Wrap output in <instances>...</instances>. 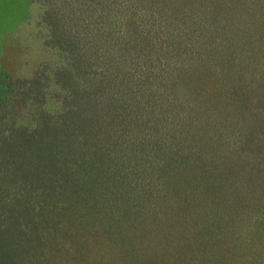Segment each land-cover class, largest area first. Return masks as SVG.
Returning a JSON list of instances; mask_svg holds the SVG:
<instances>
[{
    "label": "rangeland",
    "instance_id": "obj_1",
    "mask_svg": "<svg viewBox=\"0 0 264 264\" xmlns=\"http://www.w3.org/2000/svg\"><path fill=\"white\" fill-rule=\"evenodd\" d=\"M227 2L236 40L229 37L228 43L235 41L232 49L237 57L232 59L237 66L229 76V65L217 61V56L231 61L227 49L215 46V56L206 57L199 47L204 43L182 25L188 21L192 30L207 31L212 22L220 21L216 9L228 10ZM238 2L60 0L59 4L71 5L66 15L68 37L83 36L77 40L82 47L85 36L91 37L98 55L104 53V62L92 68L105 76H124L126 65L147 74L153 57L144 54L143 48L153 43H139L136 31H148L154 19L163 18L161 13L169 15L171 29L185 30L184 43L174 44L185 45L189 53L197 51L196 60L170 57L149 85L137 82L145 88L148 85L147 92H127L123 100L130 113L132 108L140 111L126 118L122 138L113 134L99 148L105 163H111L108 168L95 166L98 152L96 157L91 148L87 160L72 156V163L66 164L65 171L75 160L86 169L69 175V195L73 198L77 179L90 192V205L80 209L84 219L92 217L84 220L78 247L82 256L77 264H264V163L252 150L250 119L245 123L237 117V95L243 93L234 94L254 92L257 84L264 87V0H244L242 7ZM48 5L53 7L52 0H0L1 97L4 92L20 93L25 112L39 107L33 99H47L45 111L57 113L64 110L69 94L57 82L56 73L76 55L52 37L49 22L54 18L49 16ZM233 10L245 11L247 23L235 24ZM250 28L252 35L238 45L243 31ZM66 44L74 46L68 40ZM252 74L255 85L250 87V80L251 90L241 89L243 75L249 79ZM105 98L100 99L99 111L106 116ZM2 103L8 106L1 100L0 107ZM135 116L139 119L131 125ZM166 116L165 126L169 133L175 132L172 139V134L169 138L158 135L159 129L152 127ZM107 122L112 128L118 126L109 117ZM226 127L242 132L230 135L223 131ZM67 212L66 221L76 219L71 210Z\"/></svg>",
    "mask_w": 264,
    "mask_h": 264
},
{
    "label": "trees",
    "instance_id": "obj_2",
    "mask_svg": "<svg viewBox=\"0 0 264 264\" xmlns=\"http://www.w3.org/2000/svg\"><path fill=\"white\" fill-rule=\"evenodd\" d=\"M239 1L238 4L241 7L246 6V2L243 3L244 0ZM59 3L60 0H52L53 7L47 6L50 10L49 16L54 18L49 22L54 35L52 37L58 39L60 45L70 48L76 55L73 56L71 62L66 63L65 67L56 73L57 82L69 92L64 98V110L50 113L43 108L46 103L48 104L47 99H33L40 104L39 107L32 112H25L23 107L26 102H23L20 93L4 92V97H1L2 92H0V101L4 100L8 105L2 103L0 107V264H73L71 261L77 264V261H81L82 253L78 247L81 246L79 241L84 236L82 228H85L84 220L88 221L92 216L84 219L80 209L85 210L90 205V202L87 203L90 192H87L83 181L77 179L73 198L69 195L68 186L72 179H69V175L73 177V171L80 169L84 172L86 169L84 170V163L75 160L72 166L65 171L66 164L72 163V156L87 160V151L91 148L96 153V157L98 152L95 166L103 170L108 168L111 163H105L102 153H99V148L103 149L105 139H110L113 134L122 138L124 133L121 129L126 130V118L132 117L135 112L137 116L139 115L140 110L133 108L130 113L129 106L123 100L128 95L127 92H147L149 81L153 80L164 67V62L166 66L170 57L191 58L193 56L196 60V50L189 53L185 45L174 44V42L185 41L182 36L185 30L174 26L171 29V24L168 22L169 15L161 13L163 18L154 19L148 31L144 33L139 32V29L136 31L139 43L148 44V40H150L149 44L153 43V47L143 48L144 54H152L153 57L150 60L151 65L147 74L134 71V67L131 70V65H126L129 72L123 70L122 72H126L124 76L120 74L116 77L110 74L105 76L104 72L92 68L98 67L100 60L104 62V53L98 55L97 48L91 45V37L85 36L84 47H82L83 43L77 42L78 39H83V36L81 38L75 36L74 40L68 37L70 29L66 15L71 5L65 6ZM198 8H201V5ZM226 8L228 10L216 9V13L220 15V21L218 24L212 22L207 31L192 30L188 21L182 25L191 33H196L197 39L204 43L199 47L206 57L215 56L212 53L217 51L215 46L227 49L231 61L225 62L219 56H217V61H220L221 66L229 65L228 75L226 74L229 76L235 71L237 57L232 49L236 40L235 29L230 25V10L232 9L228 2ZM233 11L237 17L234 20L235 24L247 23L245 11ZM189 19L193 18L189 16ZM96 29L100 33L99 25ZM250 35H252V29H245L237 44L244 42L243 40ZM229 37L235 40L231 44L228 43ZM67 40L71 41L74 46L67 45ZM88 44L91 45L89 48ZM139 49L142 50V46ZM233 58L235 59L232 60ZM235 75L239 78V72ZM255 78V74H252V78L249 79L243 75L240 88L250 91L249 86L255 85ZM86 79L90 80L87 84ZM140 80H143V84L148 83L146 88L137 84ZM257 85L254 92H235L234 94L243 93L237 95L239 101L237 117L245 123L247 118L250 119L254 132L251 133L252 150L255 154L258 153L257 156L260 160L263 159L264 163V116L262 115L264 113V87L261 84ZM103 96H106L104 100L108 101L109 107L106 109V116L111 122L118 124L116 128H112L104 113L100 112L103 103L100 99ZM247 97L250 99L248 103ZM112 101H115V104ZM30 104L34 103L31 101ZM151 111L152 109L149 112L153 114ZM137 116L130 119L131 125L135 119H139L136 118ZM167 118L169 117L166 116L162 121L153 123L152 127L159 129L157 130L158 135L163 133L169 138L173 131L169 133L165 126L169 122ZM161 122L164 125L160 127ZM101 130L104 132L102 133ZM223 131L230 135L236 132L237 135L238 131L242 132L236 127L231 129L226 127ZM173 134L170 139L173 138ZM90 153L93 154V152ZM116 153L119 155V152ZM96 178L102 180L99 176ZM66 179H68L67 182ZM77 193H79L78 196ZM65 202L68 203L67 208L64 205ZM69 210L76 218L73 221L65 219V215L66 218L70 217L67 212ZM78 220L82 221L81 225Z\"/></svg>",
    "mask_w": 264,
    "mask_h": 264
}]
</instances>
